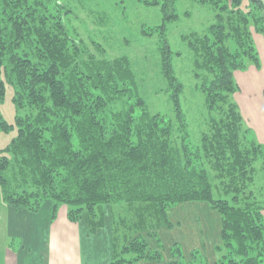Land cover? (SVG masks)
<instances>
[{
	"label": "trees",
	"instance_id": "16d2710c",
	"mask_svg": "<svg viewBox=\"0 0 264 264\" xmlns=\"http://www.w3.org/2000/svg\"><path fill=\"white\" fill-rule=\"evenodd\" d=\"M49 1L0 0V103L8 82L16 107L25 109L16 116L18 133L6 147L10 155L0 156L4 203L38 212L52 202L53 220L66 205L69 220L86 226L89 235L107 225L109 210L110 264H210L201 249L186 254L179 242L164 263L159 234L180 225L169 218L170 208L207 202L221 217L215 264H264V200L253 190L261 170L258 190L264 194V144L233 99L239 89L234 72L261 67L250 26L264 35L263 2L198 0L214 10L216 21L203 36L183 39L196 69L204 71L196 75L203 79L207 109L217 116L202 145L191 149L179 96L183 85L173 72L166 37L162 72L178 128L150 111L130 58L82 59V44L61 14H48ZM151 4L160 5L156 31L164 36L180 14L174 2ZM10 126L0 111V129Z\"/></svg>",
	"mask_w": 264,
	"mask_h": 264
},
{
	"label": "rangeland",
	"instance_id": "374dc122",
	"mask_svg": "<svg viewBox=\"0 0 264 264\" xmlns=\"http://www.w3.org/2000/svg\"><path fill=\"white\" fill-rule=\"evenodd\" d=\"M155 1H159L161 4L168 1L174 2V10L180 14L177 21L167 24L164 36H160L156 31L162 23V11L160 5L151 4ZM261 1L264 5V0ZM48 4V14H61L70 34L82 44L85 52L82 59H88L90 55H95L98 59L130 58L138 76L139 93L146 100L150 111L171 119L174 121L175 128H178L172 93L169 89L168 79L162 72L160 46L166 37L172 50L173 72L183 85L179 96L186 122L188 144L191 149L199 148L202 145V136L209 132L210 120L212 116H217V113L210 114L207 109L205 95L201 89L203 79L201 76H197L199 73L203 74L204 71L196 69L195 55L188 42L183 39V35L191 33L202 35L208 32L210 25L216 21L215 12L210 6L204 5L198 0H50ZM243 9L247 10V2L244 3ZM250 31L257 49L258 40L264 38V35L257 32L253 25L250 26ZM144 32H153L154 34L147 36ZM233 42L232 40L228 42L230 48H233L232 50L235 48V45L231 44ZM250 66L253 64L248 65L246 70ZM234 79L239 89L234 93L233 99L238 103L242 112V107L237 101L241 90L235 73ZM14 93L13 86L7 82L6 93L0 103V111L4 119L12 126L8 130L0 129V156L1 154L10 155L6 151V147L18 133L16 116L25 114V109L19 110L16 107L13 100ZM254 99L257 98L254 97L251 103L244 101L247 110L250 108L247 104L255 107ZM121 106L119 104L115 108ZM251 114L253 115V110ZM244 121L250 127L249 120L244 117ZM251 130L259 140L258 133L256 134L252 128ZM183 134L184 131L176 132V137L180 139L179 137ZM256 166L259 170L260 160ZM259 171L257 173L258 181L253 186V190L259 199L264 200L263 192L258 190L259 185L263 183V173L261 170ZM211 175L214 177L213 172ZM44 206L48 205L44 203ZM43 210L41 213L44 212ZM46 210L49 212V207ZM108 213L109 210H107V231H101L98 235L99 243L107 238L109 241V237H111V217ZM168 216L175 225L177 223L180 225H176L172 230L165 227L159 229L165 249L164 263L171 261L169 247L177 241L186 254L193 248L202 249L210 264H215L217 255L213 246L219 242L221 230V217L218 211L213 210L207 202H186L170 208ZM218 227H220L219 231ZM202 240L205 242L204 246ZM6 242L16 251H20L19 249L22 247V242L18 237L14 238L8 234L6 204L0 185V247L5 248V253L9 255L10 253L7 251L9 247H4ZM85 243L87 244V242ZM152 246H156V244L153 242ZM107 248L108 244L105 250L101 249L104 252L102 255H106ZM92 253H95L93 244ZM107 253L109 257L110 251L108 250ZM7 255L5 264H8L9 256ZM86 255L88 252L85 253ZM0 257L2 259V256ZM99 259L97 254H92L91 258H88V264L92 262L100 264ZM24 260L29 264L34 259L32 256L30 259L26 256ZM0 264H3L1 260Z\"/></svg>",
	"mask_w": 264,
	"mask_h": 264
},
{
	"label": "crops",
	"instance_id": "0c3cea01",
	"mask_svg": "<svg viewBox=\"0 0 264 264\" xmlns=\"http://www.w3.org/2000/svg\"><path fill=\"white\" fill-rule=\"evenodd\" d=\"M257 49L260 56L261 67L257 68L253 65L250 66L248 70H238L234 73L241 90V93L237 97V101L242 107L244 117L249 120L250 127L255 130L256 134L258 133L257 135L260 138L259 141L264 143L263 37L258 40ZM254 97L257 98L254 99L255 107L247 104V106L250 107L247 110L244 101L246 100L247 103H251ZM252 110L253 115L251 114ZM46 205L48 206H44L42 208L44 212L41 213L42 209L38 212H32L24 207H15L6 204L8 234L10 236L12 235L14 238L18 237V239H20L22 242V250L19 249L20 251H16L6 242L7 244H5L4 247H9L7 251L10 254L7 255V253H5V248L3 249V247H0V256H2L0 260L3 264H5L6 255L9 256L8 264H28L24 260L26 256L29 259L32 256L34 259L29 264H88V258H91L92 254H97L100 257V264H110L111 237H109V241L107 238L101 243H99L100 240L98 238L101 231H107V225L96 234L89 235L87 228L82 223H75L69 220L68 207L66 205H61L59 207L54 220L52 219V202H48ZM47 207H49V212L46 210ZM219 230L220 227H218V231ZM85 242H87V244ZM176 242L177 241H175L173 245ZM202 243L204 246V240H202ZM92 244L94 245L95 253H92ZM107 244V251H110L109 257L107 251L106 255H102L104 252L101 250L103 248L105 250ZM213 247L215 249V245ZM86 252H88V255L85 256ZM144 263L148 264L152 262ZM90 264H93V262Z\"/></svg>",
	"mask_w": 264,
	"mask_h": 264
},
{
	"label": "water",
	"instance_id": "95a60500",
	"mask_svg": "<svg viewBox=\"0 0 264 264\" xmlns=\"http://www.w3.org/2000/svg\"><path fill=\"white\" fill-rule=\"evenodd\" d=\"M253 2L259 3V0H252Z\"/></svg>",
	"mask_w": 264,
	"mask_h": 264
}]
</instances>
